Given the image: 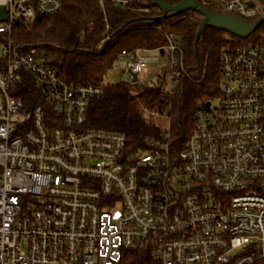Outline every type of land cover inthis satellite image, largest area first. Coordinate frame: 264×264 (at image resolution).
I'll return each mask as SVG.
<instances>
[{
  "label": "built area",
  "instance_id": "2783aa9c",
  "mask_svg": "<svg viewBox=\"0 0 264 264\" xmlns=\"http://www.w3.org/2000/svg\"><path fill=\"white\" fill-rule=\"evenodd\" d=\"M217 4L248 23L264 15V0ZM0 7V264H124L128 251L146 264H264V20L225 38L219 103L198 105L183 147L167 130L132 155L122 134L85 128L103 85L64 82L54 56L13 38L16 21L52 16L60 0ZM119 59L126 82L164 64L168 98L187 75L172 33ZM23 88L26 104L13 96Z\"/></svg>",
  "mask_w": 264,
  "mask_h": 264
},
{
  "label": "trees",
  "instance_id": "16d2710c",
  "mask_svg": "<svg viewBox=\"0 0 264 264\" xmlns=\"http://www.w3.org/2000/svg\"><path fill=\"white\" fill-rule=\"evenodd\" d=\"M120 1L124 5L113 0H102V6L99 0H60L61 9L56 14H36L31 20L20 21L12 35L17 42L54 56L60 78L75 86L102 85L103 77L122 51L163 47L165 34H174L187 75L179 78L172 95L168 98L163 91L167 67L150 85L120 82L103 86V94L89 102L85 128L122 134L126 152L132 155L144 151L150 140L165 141L167 130L168 142L181 149L192 131L198 105L210 102L218 93L219 56L228 44L225 38L231 35L207 27L196 41L201 20L198 13L189 11L162 20L154 0ZM165 1L175 5L180 0ZM196 1L212 13L218 10V0ZM143 8L148 12H142ZM260 31H264L262 26L257 32ZM29 92V88H23L13 96L26 104ZM164 108L170 127L160 130L152 118L160 116ZM146 262L144 253L125 254L124 264Z\"/></svg>",
  "mask_w": 264,
  "mask_h": 264
},
{
  "label": "water",
  "instance_id": "95a60500",
  "mask_svg": "<svg viewBox=\"0 0 264 264\" xmlns=\"http://www.w3.org/2000/svg\"><path fill=\"white\" fill-rule=\"evenodd\" d=\"M154 5L158 7L161 13L160 19L162 20L169 19L189 11L198 13L201 16V20L196 33V41L204 33V30L207 27L225 32L239 39H245L254 33L264 20L263 15L258 17L254 22L248 23L237 16L222 13L219 9L215 13H212L202 8L196 0H180L175 5H169L165 0H154ZM250 5V3H247V6ZM15 23L17 24L18 22L16 21ZM131 82H137L134 75L131 76ZM209 105L210 102L205 103L206 110H208Z\"/></svg>",
  "mask_w": 264,
  "mask_h": 264
},
{
  "label": "rangeland",
  "instance_id": "374dc122",
  "mask_svg": "<svg viewBox=\"0 0 264 264\" xmlns=\"http://www.w3.org/2000/svg\"><path fill=\"white\" fill-rule=\"evenodd\" d=\"M5 14V8L0 7V18H2ZM264 25L262 26V28ZM227 35V34H225ZM166 67L164 64H156V65H148L145 77L143 81L138 82L139 84H146L150 85L155 82V79L158 74H160V71L162 68ZM129 80V77L124 73L122 68V59H118L113 66L106 72L105 76L102 79V85H114L117 83L126 82ZM167 84L164 86L166 87ZM203 98V97H202ZM218 99H219V86H218V93L210 99V102L212 103V109L215 108V106L218 105ZM152 121L160 130H166L169 126V120L167 117L162 116H154L152 118Z\"/></svg>",
  "mask_w": 264,
  "mask_h": 264
},
{
  "label": "crops",
  "instance_id": "0c3cea01",
  "mask_svg": "<svg viewBox=\"0 0 264 264\" xmlns=\"http://www.w3.org/2000/svg\"><path fill=\"white\" fill-rule=\"evenodd\" d=\"M144 77H145V75H144Z\"/></svg>",
  "mask_w": 264,
  "mask_h": 264
}]
</instances>
